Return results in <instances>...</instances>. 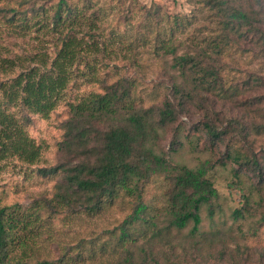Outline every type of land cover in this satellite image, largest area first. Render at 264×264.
<instances>
[{
    "label": "trees",
    "instance_id": "obj_1",
    "mask_svg": "<svg viewBox=\"0 0 264 264\" xmlns=\"http://www.w3.org/2000/svg\"><path fill=\"white\" fill-rule=\"evenodd\" d=\"M25 1L18 0L21 9L11 6L10 1L0 8V19L8 31L20 36L35 29L43 35L36 49L18 53L0 46V162L38 165L48 144L30 134L33 117L48 119L75 79L98 84L101 90L86 92L68 102L70 116L61 123L57 143L64 160L34 168L45 178L59 176L53 195L43 192L28 206L0 202V264H58L64 257L63 264H99L95 260L102 259L103 247L115 236V246L126 254L122 259L134 264L131 247L139 239L151 241L171 228L180 231L188 225L190 237L205 238L201 227L204 212L213 219L222 211L219 193L208 176L213 164L206 159L195 167L183 164L168 169L166 152L146 145L155 133L154 116L159 115L158 126L163 127L173 120L175 108L171 99H165L160 108L146 107L148 101L138 93L132 78L111 81L114 72L109 64L113 57L121 55V48H109L108 43L118 41L125 45V32L110 29L108 34L104 33L107 18L98 11L103 12L106 7L100 0H47L30 5ZM193 1L197 10L205 12L208 25L202 27L206 33L196 42L194 52L184 54L175 52L173 39L194 22V15L163 17L158 10L139 2L135 7L145 8L144 29H152L154 51L164 49L173 54L171 66L179 73L171 79L175 92L184 93L186 99L200 92H211L218 98L246 96L241 104L244 112L241 120L214 121L206 116L200 121L201 129L210 146L224 142L225 150L218 164L231 166L235 186H242L245 174L241 171L245 169L251 170L261 184L264 154L250 149L249 131H264V95L247 97L261 86L262 77L249 72L243 82L233 76L225 79L229 64L224 59L233 53L264 59V0ZM135 7L130 0L127 6L130 17L126 20H134L131 11ZM144 37L149 36L144 33ZM130 56L127 52L121 59H131L130 63L140 69L141 65ZM227 70L238 71L236 66ZM230 126H237L241 142L226 135ZM178 139L173 143L177 144ZM159 173H163L166 185L162 204L157 205L148 199L147 189ZM258 193L242 192L241 207L231 210L232 220L244 219L262 209L259 221L264 223V196ZM116 206L128 212L113 228H105L95 236L107 241L99 245L97 255L92 244L98 240L92 237L86 253L82 249L78 256L62 252L60 259L50 261L48 244L54 242L56 220L61 222L80 212L100 215ZM161 215L164 230L158 224ZM147 261L144 252L141 264Z\"/></svg>",
    "mask_w": 264,
    "mask_h": 264
},
{
    "label": "rangeland",
    "instance_id": "obj_2",
    "mask_svg": "<svg viewBox=\"0 0 264 264\" xmlns=\"http://www.w3.org/2000/svg\"><path fill=\"white\" fill-rule=\"evenodd\" d=\"M9 1L11 6L21 9L18 0H0V8L5 7ZM45 1L47 0H26L25 2L30 5L33 2L44 3ZM129 1L100 0V4L106 7L103 12H101L102 10L98 11L100 14H105L107 18V22L103 24L104 33L108 34L110 29H114V32L115 30L119 33L124 31L126 34L125 45L122 46L118 41L108 43L109 48H121V55L113 57L109 64L110 67H113L114 72V78L111 81L119 78H132L131 80L137 84L138 93H141L148 101L145 103L146 107L152 105L160 108L165 99L172 100L173 108H175L173 120L165 126L159 127V115H155L153 118L155 133L150 136L146 145L153 146L155 150L166 152L168 157L166 167L168 169L183 164L195 167L198 163L210 159L213 165L208 171V176L219 193L218 203L222 208V211L216 214L213 219L205 215L204 212L201 227L206 235L205 238L190 237L188 230L191 225L180 231L171 228L170 232H164L151 241L144 239L136 241L135 245L131 247L133 252L131 259L134 264H141L145 252L148 259L146 264H171V262L178 264V261L179 264H264V223L259 221L262 209L253 212L244 219L232 220L231 218V210L241 207L239 199L242 192L251 190L255 193L259 192V196H264V180L259 184L252 175V171L245 169L241 171L245 174L242 176V186H235L234 177L231 175V166L218 164V160L225 150L224 142L210 146L207 138L203 136L200 123L205 120L206 116L214 121L220 119L227 121L229 118L240 119L244 114L241 104L246 96L237 94L236 98H218L211 92H200L194 93L193 98L186 99L182 95L184 93L175 92L171 79L173 75L177 78L179 73L171 66L173 54L165 52L164 49H157V53L154 51L152 29L150 27L144 29L145 8L141 6L139 8V5L135 6L136 2H139L149 9L158 10L163 17L174 14L195 16L194 22L187 27L184 33L177 34L173 39L177 54L194 52L196 42L206 33L203 28L208 25V17L205 16L204 11L196 9L193 0H132L136 9L131 11L135 18L130 22L129 19L126 20L130 17V12L127 13ZM137 9L139 10L135 13L133 10ZM6 10H8V14H11L10 7H7ZM162 25L165 27V23ZM117 26L120 28L116 29ZM7 27L4 20L0 19V46H6L20 53L23 50L36 49L41 44L39 42V37L43 36L41 31L37 32L35 29H31L27 33L17 36L8 31ZM201 28L202 30H200ZM144 33L149 37H144ZM128 44H131V48ZM127 52L141 65L140 69H136L137 65L130 63L131 59L127 61L121 59V56ZM226 60L229 64L228 69L231 70L236 66L238 71L229 72L226 68L225 79H231L233 76L243 82L247 80L249 72L256 73L262 77L261 86L249 93L247 99L258 94L264 95V59L262 56L253 57L248 53H233L224 59V61ZM224 64L226 65L225 62ZM105 74L108 72L106 71ZM227 82L225 86L228 85ZM94 90H101L100 86L75 79L70 84L64 99L60 100L56 110L48 119L39 116L33 117L29 132L37 141L46 142L48 148L44 151L38 165L26 166L19 161L12 160L0 162V202H18L22 206H28L43 192L48 196L53 195L54 185L58 182L59 176L52 175L45 178L34 168L40 165H54L64 160L57 150V143L62 133L61 123L70 116L68 102H73L79 96ZM146 94H148L147 97ZM236 131L237 126H230L226 135L241 142ZM249 132V141L252 142L250 149H253L255 153L264 154V131L251 129ZM176 137L179 138L180 146L177 145L178 142L177 144L173 143L174 139H177ZM172 147L175 149L173 150ZM165 185L163 173L153 177L147 189L148 199L152 203L162 204L160 202L163 200ZM127 212L128 210L116 206L110 212L100 215L87 216L80 212L69 215L61 222L56 220L57 231L54 235V242L50 241L48 244L51 252L50 261L60 259L59 256L62 252L78 256L81 255L79 250L82 249L86 253L88 247L91 246L88 243L90 238L98 236L105 228H113ZM158 224L164 230L165 221L162 215L159 217ZM95 238L98 242L92 245L96 249L97 255L99 245L107 241H104L105 237L103 239ZM116 242L115 236L103 247L104 256L102 259L95 261L99 264H103V262L106 264H128L122 259L126 254H123V250H120L118 245L115 246ZM73 247L74 249L78 247V250L71 251ZM225 248L226 252H222ZM63 259L57 263L63 264Z\"/></svg>",
    "mask_w": 264,
    "mask_h": 264
}]
</instances>
